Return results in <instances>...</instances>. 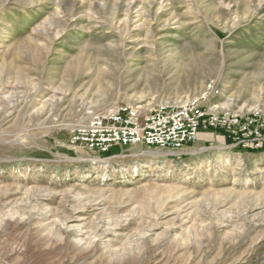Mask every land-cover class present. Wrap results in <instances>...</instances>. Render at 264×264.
Here are the masks:
<instances>
[{"label": "rangeland", "instance_id": "obj_1", "mask_svg": "<svg viewBox=\"0 0 264 264\" xmlns=\"http://www.w3.org/2000/svg\"><path fill=\"white\" fill-rule=\"evenodd\" d=\"M203 96L264 114V0H0V264H264V150L70 142Z\"/></svg>", "mask_w": 264, "mask_h": 264}, {"label": "built area", "instance_id": "obj_2", "mask_svg": "<svg viewBox=\"0 0 264 264\" xmlns=\"http://www.w3.org/2000/svg\"><path fill=\"white\" fill-rule=\"evenodd\" d=\"M212 88H207L211 93ZM204 96L179 105H164L147 113L118 106L93 115L71 135V144L104 155L115 146L142 145L177 153L197 142L203 129L217 132L231 147L264 150V114L217 113L207 110Z\"/></svg>", "mask_w": 264, "mask_h": 264}, {"label": "bare ground", "instance_id": "obj_3", "mask_svg": "<svg viewBox=\"0 0 264 264\" xmlns=\"http://www.w3.org/2000/svg\"><path fill=\"white\" fill-rule=\"evenodd\" d=\"M176 54H178V53H176ZM152 55V54H151ZM155 66L157 67V64H155ZM183 104V103H182ZM213 110H220V107L219 106H215L214 108H213Z\"/></svg>", "mask_w": 264, "mask_h": 264}]
</instances>
